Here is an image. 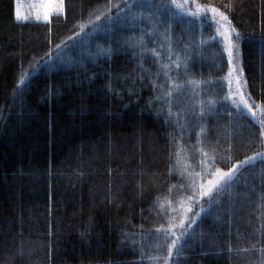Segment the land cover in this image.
<instances>
[{
	"label": "trees",
	"instance_id": "1",
	"mask_svg": "<svg viewBox=\"0 0 264 264\" xmlns=\"http://www.w3.org/2000/svg\"><path fill=\"white\" fill-rule=\"evenodd\" d=\"M135 1L18 22L0 0V264H264V0H189L231 21L251 115L218 43L169 68L145 27L102 31Z\"/></svg>",
	"mask_w": 264,
	"mask_h": 264
},
{
	"label": "rangeland",
	"instance_id": "2",
	"mask_svg": "<svg viewBox=\"0 0 264 264\" xmlns=\"http://www.w3.org/2000/svg\"><path fill=\"white\" fill-rule=\"evenodd\" d=\"M181 4L184 13H197L196 16L181 15V9L176 8L171 0H136L126 9L119 12L115 17L101 25L102 31H113L123 29L132 25H140L147 29L153 54L158 57L163 65L169 68L177 67L182 63V68H187L196 59H202L204 49L210 48L214 43L225 50V38L221 34L219 12H212V9L198 6L189 0H177ZM51 4V14L48 20L44 19L45 9ZM19 12L20 18H17ZM64 13L63 3L60 0H15V18L18 22H49L51 17ZM142 24V25H141ZM178 27L181 35L186 37V45L183 46L180 38L170 37L171 27ZM235 48V47H234ZM234 48L232 50V63L226 76V90L228 100L238 109L244 110L251 115L248 106L245 105L243 96V85L237 63H235ZM151 52V55H152ZM211 57L205 56L206 60L214 57V52L206 50ZM233 69L235 71L233 72ZM233 74L230 76L229 73ZM239 80V83H237ZM214 100L209 97L201 106L208 113L212 110Z\"/></svg>",
	"mask_w": 264,
	"mask_h": 264
},
{
	"label": "snow or ice",
	"instance_id": "3",
	"mask_svg": "<svg viewBox=\"0 0 264 264\" xmlns=\"http://www.w3.org/2000/svg\"><path fill=\"white\" fill-rule=\"evenodd\" d=\"M172 4L178 8L181 9V15H192V16H196L197 13H184L182 10V6L180 3L177 2V0H171ZM60 3H63V0H60ZM51 4H49V6L45 9V15H44V19L48 20L51 14ZM212 12L215 13L216 9H212ZM219 17H220V21H222V23L220 24V27L223 29V32L221 33L224 38H225V50L228 53L229 56V64L232 63L231 61V57H232V50L235 47V44L233 43L232 40V32L235 31V29H231V21L228 20V17L223 15V13H219ZM17 18L19 19V12L17 13ZM100 17H97V20H99ZM109 20H111V17H109ZM236 38L239 39V33H236ZM59 47V46H58ZM103 52V50H102ZM235 71V69H233V72ZM233 73L230 72L229 75L231 76ZM21 83H23V81H21ZM237 83H239V80H237ZM170 95V93H169ZM247 107V105H245ZM249 111H251V109H249ZM264 123V122H262ZM256 160V157H250L248 160L242 162L241 165H238L236 167H234L233 169H231L229 172H222L219 169H217L214 173H212L213 175V179H209L207 181V186L204 185H200V192H201V196H207V195H211L214 191L219 194L220 192H223L226 190V188L230 187L232 182L235 180V175L234 173L236 172V169L238 167H242L245 165H249L251 163H253ZM190 211V209H189ZM203 211V209H202ZM181 227H183V221H181L180 224ZM185 233H182L181 235H184ZM173 235H175V233H173ZM177 240L180 239V237H176ZM176 247V240H173L171 242V248H175ZM169 255L171 256V250L169 251Z\"/></svg>",
	"mask_w": 264,
	"mask_h": 264
}]
</instances>
